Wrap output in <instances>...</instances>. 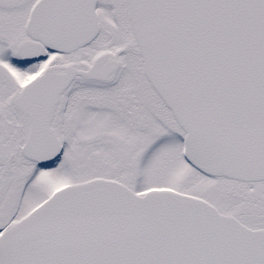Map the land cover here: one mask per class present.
<instances>
[{
  "label": "snow or ice",
  "instance_id": "6c2138e0",
  "mask_svg": "<svg viewBox=\"0 0 264 264\" xmlns=\"http://www.w3.org/2000/svg\"><path fill=\"white\" fill-rule=\"evenodd\" d=\"M0 264H264V0H0Z\"/></svg>",
  "mask_w": 264,
  "mask_h": 264
}]
</instances>
